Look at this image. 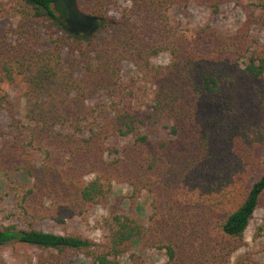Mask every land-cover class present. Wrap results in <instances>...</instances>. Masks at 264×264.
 I'll list each match as a JSON object with an SVG mask.
<instances>
[{"label":"trees","instance_id":"obj_1","mask_svg":"<svg viewBox=\"0 0 264 264\" xmlns=\"http://www.w3.org/2000/svg\"><path fill=\"white\" fill-rule=\"evenodd\" d=\"M192 2L243 18L230 31L171 21ZM0 14V173L26 179L0 248L17 264H145V249L230 264L264 208V0H8ZM115 183L131 211L149 195L146 222L111 210L101 239L40 228L105 204Z\"/></svg>","mask_w":264,"mask_h":264},{"label":"rangeland","instance_id":"obj_2","mask_svg":"<svg viewBox=\"0 0 264 264\" xmlns=\"http://www.w3.org/2000/svg\"><path fill=\"white\" fill-rule=\"evenodd\" d=\"M8 0H0L2 3ZM240 8L226 6L220 14L214 15L204 6L192 2L186 8H176L170 12L171 21L180 24L182 27H201L207 24H214L219 29L230 31L234 29L238 20L243 18ZM1 16V14H0ZM259 42L264 45V33L256 31ZM169 55L162 53L153 59L155 64H167ZM123 76L125 79H137L138 72L134 65L129 62L123 63ZM141 90L139 91L140 102L148 103L151 98V89L146 87L139 81ZM22 84H17L11 89V97L17 103L21 96ZM23 106V105H22ZM23 107L20 106V111ZM24 114V113H23ZM155 133L162 135L161 131L151 129ZM150 131V132H151ZM123 142V141H122ZM264 158V153L262 155ZM26 180L22 176H16L15 182L5 174L0 173V221L7 223L9 219H5L9 210L15 206L16 189L14 186L20 181ZM131 194L132 189L129 185L123 183H115L114 189L105 204L94 207L89 213L81 217H74L68 219L64 224H56L54 222H45L40 225V228L45 230L68 233L75 232L85 237L94 239H101L106 233L102 225L103 218L109 214L111 210H120L126 213H134L144 222L147 221L149 215L150 197L143 193L142 196L134 204V211H131ZM245 245L234 256L230 264H240L245 257H250L264 264V208H259L246 231ZM145 258V264H166V257L162 251L145 249L142 250ZM0 264H17L13 256L8 250L0 248ZM68 264H92L88 259L82 255L74 256V261Z\"/></svg>","mask_w":264,"mask_h":264}]
</instances>
